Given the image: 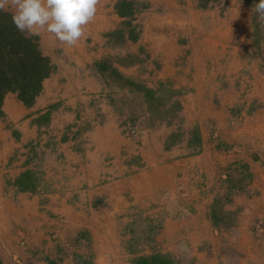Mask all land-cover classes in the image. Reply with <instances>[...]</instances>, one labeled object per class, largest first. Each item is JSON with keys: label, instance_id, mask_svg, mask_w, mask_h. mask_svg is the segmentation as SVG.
<instances>
[{"label": "rangeland", "instance_id": "374dc122", "mask_svg": "<svg viewBox=\"0 0 264 264\" xmlns=\"http://www.w3.org/2000/svg\"><path fill=\"white\" fill-rule=\"evenodd\" d=\"M125 3L130 4L129 13L121 16L118 12L120 9H124L123 5ZM204 4V0H198L200 8L220 6L222 8V21L231 18H228V16L240 7L247 12L245 43L237 38V43L234 42L233 45H230L231 48L235 47L243 54L241 61L243 68L240 72L243 79L237 80L233 86L222 81V102L225 103L226 101L228 104L235 105L232 114L236 113L237 117L243 121L246 117L253 116L263 106L262 100L259 97H254L255 89L246 79L253 70L264 77V66L261 61L264 44L263 42H255L253 35L252 16L254 8L249 0H214L209 2L206 7ZM108 9L110 14L118 18L119 24L103 36L104 49H106L104 52L106 54L102 59L107 66L115 68L119 73L120 68L129 69L130 71L135 70L136 72L143 71L142 75H131L136 79L126 78L124 73H120L126 80L134 81L130 85L133 88H129L125 80L115 77V79H112L108 73L105 76L109 80L107 81V99L115 112L121 116V120H124L120 132L128 138L137 140L139 136H144L143 124L148 122L144 120L146 116L151 118L149 120L150 124L153 117L158 119L161 125L169 122L168 119L174 114L169 104L174 103V100L184 92V89H174V82L171 80L154 83L158 80V74L164 68L162 70L156 69L153 64L156 56H154L152 47L145 38L147 23L151 20L149 14L153 9L151 3L148 0H110ZM5 10L13 13L11 6ZM124 10L127 11V8ZM209 12L215 11H201L203 14ZM144 14H148L145 24L142 23ZM205 20L208 23V16L203 15L200 23L203 30L207 27V23H204ZM150 29L153 31L156 27L151 25ZM39 31H42V33L47 32L44 29ZM159 31H165V29ZM204 34L207 35V33ZM140 39L151 50L153 58L139 45ZM82 42L90 44L92 42L91 37L82 40ZM186 62H188V59ZM224 63L222 61V64ZM145 66H147L146 70L144 69ZM185 66L190 68V62ZM229 86L233 88V91L225 90ZM134 87H136V90H140V93L133 91ZM142 92L148 95L150 101L155 99V93L161 94L159 104L162 106L158 107L159 112L151 113L147 110L144 98L141 95ZM236 97H240L242 103L234 104ZM251 97H253V100L247 101ZM209 103L213 106L216 103L218 104V100L212 99V101L209 100ZM176 106H178L179 111H182L181 105ZM156 107L154 104L150 106L151 109ZM143 109L146 116L142 112ZM241 112H244V115ZM3 117L0 116L1 142L3 143L7 139L20 146L10 153L6 165L12 169L17 164L14 166L17 175L14 179L6 178L4 181L6 188H0V209L5 210L3 214L4 225L0 231L2 233L4 229L7 230L14 245V251L9 246L0 245V248L3 246L6 249L0 255V264H140V258H148L154 255L168 257L170 264H194L188 257L193 250L188 241L183 243V248L178 254L168 251L169 246L162 245L165 241L159 239L161 238L164 219L160 218L157 212L153 214L159 216V218L155 217L150 209L147 210L150 214L148 212L134 213L133 215L136 216L128 220V223L119 225V231H121L118 232L119 245L114 248H103V242L97 229L98 235L93 229L84 226L70 225L69 227L67 222L72 220L73 217H68L67 222L66 218L71 213L48 214L43 205L45 201L41 197L45 193L53 194L58 189L55 187L58 178L51 177V180L47 182L44 177L46 173H50L47 170L49 153L56 149L61 134L62 142L70 138L71 141H75L79 140L80 133L84 129L55 130L48 127L41 128L42 123L48 120L43 117L42 121L38 119L39 123L37 122L40 125L37 136L26 143H22L18 130L14 128L13 124L6 123L4 119L2 120ZM235 126L232 122H227L225 128H222V136L224 134L223 137L229 138L226 136L225 131L227 129L231 132ZM163 128L162 130L165 131H174L171 126H164ZM242 131H244V128H242ZM5 134L8 135L7 138H5ZM223 137L222 143L216 148L222 149V153L226 157V161H222V167L220 166L217 172L216 183L218 186L211 187L206 182L204 185L193 183L197 190L201 191L198 193L199 196L207 197L210 195L216 197L210 205L205 206L209 210L207 214L211 223L210 229H206V231L209 237L221 238L222 261L214 258V254H218V251L213 252V247L206 242H204V249H201L200 253L206 256L207 261L214 264H236V252L226 250L230 239L240 243V239L245 234L249 236L253 243L264 249V143H244L233 136H230L229 141L231 143H228ZM217 138L218 131L214 130L212 133L205 134L200 129L189 127L183 119L180 120V125L173 137L169 135L164 137L165 140L169 139L172 142L171 147L175 145L184 146V142L188 143L191 149L195 151L189 156L191 159L194 158L197 164V175L200 174L201 178L207 181L213 176V171L209 161L202 160L203 150L199 151V149L205 144L203 140H207L210 145H213ZM141 143L137 144L136 142L137 148L141 147ZM136 157L138 155L133 156L134 165L144 168L146 164L144 157L142 163L139 160L136 162ZM1 168L2 165H0ZM63 177L65 180H69L67 176L63 175ZM203 188H205L204 191H202ZM65 189H63V193L68 192ZM22 195L28 196L31 201H36L37 206L34 212L36 215L33 217H31V213L28 216L22 213L15 216L4 209L6 199L14 202L18 196ZM251 202L253 203L251 204ZM106 207L107 204L102 200H99L93 206L95 212H100L101 209ZM42 214L47 219V223L42 222L40 224ZM10 219L11 224L8 223ZM32 221L39 223L40 226L39 224H33ZM48 222H50V226L47 225ZM242 229H246V233H243ZM31 236L38 241L32 242ZM11 237L15 238L14 242ZM261 264H264V257Z\"/></svg>", "mask_w": 264, "mask_h": 264}, {"label": "bare ground", "instance_id": "6f19581e", "mask_svg": "<svg viewBox=\"0 0 264 264\" xmlns=\"http://www.w3.org/2000/svg\"><path fill=\"white\" fill-rule=\"evenodd\" d=\"M148 1L151 3L153 9L149 14L151 20L147 23L145 38L150 43L154 56L164 54L169 60L164 65L162 72L158 74V77L161 78L160 76L164 74L171 77L176 76L174 89H186L187 91L184 90V92L177 96L174 103L169 104L174 114L168 119L169 122H165L164 125H161L159 120L154 117L150 124L149 120L151 118L146 116L143 109L142 112L146 116L144 120L148 122L143 124L145 130L141 147L137 148L138 145L134 143L136 149L132 146H130V149L127 148L126 152L129 153V156L124 161L126 165L124 166L123 172H116L111 177L114 179L124 177L125 181L121 182L124 188L125 185L127 188H137L136 191H133L136 195V205L142 207L161 205L165 207L168 216L165 219V232L159 239L160 241H165L162 245L165 247L169 246L172 252L178 254L183 248V243L188 241L193 247L188 257L194 264H214L213 262L207 261L206 256L200 253V250L204 249V242H206L213 247V252L218 251V254H214V258L222 261L221 238L209 237L206 231V229H210L211 223L206 222L205 214L208 217L207 213L209 210L205 206L210 205L216 197L210 195L207 197L199 196L198 193L201 191H198L193 183L204 185L206 182L211 187L218 186L216 183L217 172L220 166L222 167V161H226V157L222 153V149L216 148L222 143V137L225 136L224 134L222 136V128H225L227 122L230 121L236 125L231 132L226 129L225 133L229 138L233 136L235 139L243 141L244 143H264V77H261L259 72L253 70L250 72L249 77L246 78L255 89L254 97H259L262 100L263 106L253 116H248L245 120L241 121L236 113L232 114V109H234L233 107L235 105L228 104L226 101L225 103L222 102V95L219 94L220 87L218 85L214 88L212 87L209 92L214 94H207L204 90H200L202 85L200 80L191 82L190 79H192V75L194 78L200 75L205 78L207 75L206 67L210 68L214 76L221 74L236 76L235 82L243 79L240 73L243 68L241 62L243 54L239 49L231 48L230 45L234 41L236 34L241 36V40L245 43V19L236 16L222 21L220 12L218 15L216 12H209L207 14L193 12L190 17L181 21L184 18V14L180 13V8L174 4L175 2L173 0ZM109 3L110 0H100L94 20L86 27L90 26L91 28L96 25L101 17H103L101 20L106 18ZM188 3V6H191L190 2ZM203 15L208 16V23L205 30L201 29L200 26ZM175 24L178 27L174 28L173 26ZM151 25L155 26L156 29L152 31L150 29ZM160 29H165V31L160 32ZM204 33H207V35L205 36ZM179 35L189 36L193 52L192 66H194L195 71L190 72L188 69L180 67L178 69V75L172 73V68L174 69V67L171 65V62H175L177 50H180L174 45L175 38ZM209 59L215 61L210 67L206 65V60ZM220 60L225 62L222 66L217 64ZM146 67H144L145 70ZM202 72L205 75H202ZM131 73L132 75H142L143 71L136 72L135 70H131ZM230 84H232V81ZM192 88H198L199 91L190 93L188 89ZM212 99L218 100V104L216 103L211 106L209 100L212 101ZM252 100L253 97L247 99V101ZM238 103H242L240 97H236L234 104L237 105ZM176 105H181L182 111H179ZM241 114L244 115V112H241ZM182 119L185 120V123L189 127L200 129L205 134L212 133L214 130L218 131V138L213 145H210L206 140L205 144L201 147L202 149H199V151L203 150L202 160H208L213 171V176L208 181L203 180L200 174L197 175V167H187L188 163H190L187 156L195 152L187 142H184V146L175 145L171 147L172 142L169 139H164L166 135L173 137ZM164 126H171L174 131L162 130ZM242 128H244V131H242ZM4 136L5 138L8 137L6 134ZM87 138L92 140L93 136H87ZM223 138L226 142L231 143L229 138ZM18 146L20 145L7 139L2 143L0 138V165H2L0 169V188H6L4 183L6 178L14 179L17 175L16 170H14V166L17 164L12 169L6 165L8 163V156ZM139 154L146 161L144 168L134 165L133 156ZM176 160H179V162H176ZM128 163L131 165L129 166ZM65 176L69 178V182L64 185L65 188H75L78 185L79 177L68 174ZM44 177L47 179V182L51 180V177L59 179V176L51 172L46 173ZM108 177L107 175L103 176L101 181L106 182L111 180ZM62 178H64L63 174H61L60 179ZM154 188L163 189L159 191ZM164 188H170L167 190L168 194L166 196L161 195V192L165 190ZM204 190L205 188L202 191ZM4 204V209L15 216L21 213L27 216L31 213V217L36 215L34 213L37 206L36 201H31L26 195L18 196L14 202L6 199ZM185 204L190 205L192 211L194 208V211L191 212L185 208ZM176 210L179 218L173 215ZM4 211L0 209V229L4 225ZM99 213L94 212L93 214L101 217L106 216L109 212ZM71 221L69 220L67 222L69 227ZM95 227L100 237L103 238V248H114L119 245V224L110 221H100V223H96ZM242 232L246 233V230ZM240 240L239 243L230 239L226 248V250L236 252V264H261L264 257V249L257 248V244L253 243L245 234H243ZM0 245L9 246L10 248L12 246L8 231L5 229L2 233L0 231Z\"/></svg>", "mask_w": 264, "mask_h": 264}, {"label": "crops", "instance_id": "0c3cea01", "mask_svg": "<svg viewBox=\"0 0 264 264\" xmlns=\"http://www.w3.org/2000/svg\"><path fill=\"white\" fill-rule=\"evenodd\" d=\"M173 1L175 2L174 4L180 8V13L184 14V18L181 19V21L190 17L193 12L196 13L201 11H215L217 15L221 12L222 16V8H220V6L200 8L198 6V0ZM188 2H190L191 6H188ZM246 15L247 12H245V9L240 7L236 12L230 14L228 18L242 16L246 19ZM102 18L103 17L91 28L90 26L85 28L84 37H82L74 47L62 44L49 32L42 33V31L36 30L32 33L38 36L40 48L44 55L50 58L53 72L51 76L43 82L42 92L37 97L32 107H26L18 100L16 94H7L2 106V116H4L2 120L4 119L6 123L14 125V128L20 133V140L22 143H26L37 136V131L40 126L38 125V119L42 121L43 117L48 120L42 123L43 126L41 128L48 127L49 129L52 128L55 130L69 128L84 129V131L80 133L79 140L75 141H71L72 139L70 138V141L67 140L62 142L61 134L56 149L49 153V165L47 166L49 172H53V174L59 176V179L61 178V174L64 176L68 174L77 176L80 180L75 188L65 189L64 185L68 182L67 179H57L55 184V187L58 188L57 192L53 194L45 193L42 197L40 196L41 199L45 201L43 205L48 214L71 213L67 216L66 222L68 217H73L70 225L76 227L84 226L85 228L93 229L98 235L95 227L96 223H100V221H110L119 225L126 224L128 220L136 216L133 215L134 213H145L150 209L152 214L157 212L160 218L164 219L163 230L161 232L162 236L166 229L165 219L168 216L165 207L160 205L155 207L150 206L144 209L142 206L136 205V195L133 191H136L137 188H127L126 185L124 188V185L121 183L125 181L124 177L116 179L111 177L112 174L116 172H123L124 166L126 165L124 161L129 156L126 149H130V146L135 148L136 142L140 144L142 135L135 140L126 137L120 132L119 129H121L124 120H121V116L115 112L107 99V81L109 80H107L108 77L105 76L108 71L99 72V68L104 64L106 65V62L102 59L106 54V52H104L106 49H104L103 36L108 31L115 29L119 24V20L115 15L110 14L109 9L106 18L101 20ZM147 18L148 14H144L142 16V23L145 24ZM204 23L206 24L207 20H205ZM173 27L176 28L178 26L175 24ZM88 37H91L92 40L90 44L82 42V40ZM237 38L241 39V36L236 34L231 45H233L234 42L237 43ZM139 45L144 48V51L148 53L151 58L154 57L147 45L141 42V39ZM174 45L180 50H177L175 62H171V65L174 67V69L172 68V73L179 75L178 69L180 67H184L190 72L195 71L193 68L194 66H192L193 52L189 36H177ZM187 59L188 62H190V68L185 66L188 63L186 62ZM168 61V57L164 54H160V56H156L153 64L156 66L157 70H162ZM214 62L215 61L210 59L206 60V65L210 67ZM217 64L222 66V60ZM119 70L120 73H124L126 78L136 79L131 76L132 73L129 69L120 68ZM206 70L207 75L205 78L201 75L194 78L192 75L190 81L194 82L195 80H200L202 82L200 90H204L207 94H214L209 92L212 87L214 88L218 85L220 87L219 94L222 95V81L227 84H230L232 81V86L235 83L236 76H227V74L214 76L210 68L206 67ZM201 74L205 75L204 72ZM160 77L161 78H158V80L154 82L155 84L166 80H171L175 84V78H177L176 76L171 77L165 74ZM225 90L233 91V88L229 86ZM188 91L190 93H196L199 89L192 88L188 89ZM87 136H93V139L89 140ZM204 141L206 140H203V142ZM52 152H54V156ZM187 158L190 160L187 167H196L197 164L194 158L191 159L190 156H187ZM135 159L136 162L139 160L142 163L143 161L141 154ZM176 162H179V160H176ZM128 165L130 166L131 164L128 163ZM106 175L109 176L108 178L111 180L102 182L101 178ZM63 189L68 192L63 193ZM154 189L161 191L163 188ZM164 189L165 190L161 192L162 196H166L168 193L167 190L170 188ZM99 200L107 204L106 208L100 210V213L108 211L109 213L106 214V216L98 217L93 214L95 212L93 206ZM252 203L253 202H251V204ZM184 207L191 212L194 211V208L193 211L191 210L192 207L190 205L185 204ZM148 214L150 213L148 212ZM173 215L179 218L177 210ZM41 216L40 224L42 222L47 223L44 214ZM154 216L159 218V216ZM205 216L206 222L210 223L206 214ZM10 221L11 219L8 222L9 224H11ZM32 223L39 224L34 221H32ZM47 225L50 226V222H48ZM243 230L246 229H242V231ZM11 238L14 242L15 238ZM31 239L32 242L38 241L32 238V236ZM102 239L103 238H101V240ZM1 247L0 249L2 250L0 255H2L4 250L6 251L5 247ZM257 248L260 247L257 245ZM11 250L14 251L13 244ZM168 251L171 250L169 249Z\"/></svg>", "mask_w": 264, "mask_h": 264}, {"label": "trees", "instance_id": "16d2710c", "mask_svg": "<svg viewBox=\"0 0 264 264\" xmlns=\"http://www.w3.org/2000/svg\"><path fill=\"white\" fill-rule=\"evenodd\" d=\"M201 1V0H200ZM205 7L214 0H204ZM254 8L252 16V28L255 42H263L264 44V21L257 18L256 4L258 0H249ZM130 4L125 3L124 9L119 10L121 16L129 13ZM201 7V4H200ZM203 7V6H202ZM13 13L3 9L0 10V116L3 115L2 106L7 94H16L26 107H32L37 97L43 89V82L49 78L53 72L50 58L44 55L40 48L39 38L35 34L27 31H20L13 22ZM262 64L264 66V46L262 48ZM108 71L110 78H118L125 80L126 85L130 88L133 80H126L115 68L103 65L99 68V72ZM115 77V78H114ZM138 84V83H137ZM140 86H143L139 84ZM145 87V86H143ZM133 88V87H131ZM133 91L140 93V90ZM147 110L151 113L159 112L161 107L158 93L154 94L155 99L150 101L148 95L141 93ZM170 96V95H168ZM171 97V96H170ZM151 104L157 107L151 109ZM140 264H170L168 257L164 255H154L148 258H140ZM170 262V263H169Z\"/></svg>", "mask_w": 264, "mask_h": 264}, {"label": "clouds", "instance_id": "9594fccd", "mask_svg": "<svg viewBox=\"0 0 264 264\" xmlns=\"http://www.w3.org/2000/svg\"><path fill=\"white\" fill-rule=\"evenodd\" d=\"M100 0H0V10L13 9L16 27L32 34L44 29L62 44L74 47L85 35ZM257 18L264 21V0L256 4Z\"/></svg>", "mask_w": 264, "mask_h": 264}]
</instances>
